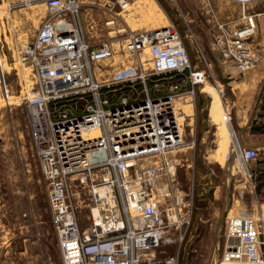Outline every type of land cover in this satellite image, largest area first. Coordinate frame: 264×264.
I'll return each instance as SVG.
<instances>
[{
  "label": "built area",
  "instance_id": "built-area-1",
  "mask_svg": "<svg viewBox=\"0 0 264 264\" xmlns=\"http://www.w3.org/2000/svg\"><path fill=\"white\" fill-rule=\"evenodd\" d=\"M85 1L41 0L45 18L32 41L18 42L19 61L33 68L36 83L26 99L30 136L46 182L61 264H177L176 256L157 258L153 251L164 239L182 238L180 230L188 223V213L175 205L164 206L162 199L170 195L178 166L183 164L178 153L193 146V139L185 138L184 127L193 115L197 86L203 88L212 76V62L195 42V57L202 66H190L171 22L121 27L108 37L90 38L80 26ZM134 1L102 0V6L113 17L118 14L112 9L115 4L122 10ZM232 1L240 6L239 17L214 20L211 46L221 64L244 72L261 59L251 43L258 13L248 10L253 0ZM198 4L200 9L211 7L209 0ZM112 17L104 23L113 22ZM116 50L122 59L120 70L115 71L109 59ZM141 53L146 55L148 70L138 57ZM174 72L180 74L176 80ZM97 74L105 76L98 79ZM213 81L214 86L208 87L221 92V83ZM183 83L188 86L181 87ZM123 86L131 91L129 95L122 92ZM57 100H68L71 107L50 108ZM183 106H189L190 112ZM232 137V152L250 174L260 149L239 147L233 128ZM185 164L190 166L189 159ZM97 186L104 192L99 194ZM81 206L90 212V223L83 229L75 215ZM92 209L100 212L96 219ZM218 247L217 261L264 264L258 218L228 215Z\"/></svg>",
  "mask_w": 264,
  "mask_h": 264
},
{
  "label": "rangeland",
  "instance_id": "rangeland-1",
  "mask_svg": "<svg viewBox=\"0 0 264 264\" xmlns=\"http://www.w3.org/2000/svg\"><path fill=\"white\" fill-rule=\"evenodd\" d=\"M159 1L136 0L122 10L115 4L112 9L118 14L112 17L103 9L102 0H86L80 9V26L90 38H101L113 35L121 27H152L171 22L187 51L190 66H202L195 57V42L209 56L212 76L207 78L203 88L197 86L193 115L184 127L185 138H192L193 146L186 148L185 153H178L183 164L178 166L170 195L162 199L164 206L171 204L181 212L187 211L188 223L180 230V240L164 239L153 252L157 258L174 255L177 264H218L219 261L223 264L225 261L216 259L220 252V247L216 246L223 240L228 215L248 213L259 219L264 231L260 212L263 208H259L255 191L250 197L244 191L245 185L251 188L250 176V181L246 180L237 167L233 163L229 167L225 159L231 155L232 147L227 139L228 117L230 126L239 133L236 126L242 124L237 121L242 116L247 117L250 111V106L245 109L243 84H240L243 104L233 103L238 93L235 88L232 90L234 82L229 81L242 72L229 73L211 46L214 20L237 19L240 6L232 0H209V9H200L198 0H176L174 5L168 0ZM111 17L113 22L105 24ZM44 18L41 0H0V264H54L44 261L45 255L37 250V242L33 241L35 235H52L54 231L46 201V182L30 136L26 106V99L36 89L33 68L23 67L18 55V42L32 41ZM251 43L261 53V59L244 72L258 69L261 76L256 90L259 91L264 75V67L263 72L259 67L264 64V14L256 23ZM138 57L148 70L146 55L141 53ZM121 59V52L117 50L109 59L115 71L120 70ZM101 67L104 69L107 64ZM103 76L97 74L98 79ZM213 79L223 88L218 92L221 101L208 87L214 86ZM183 108L190 112L189 106ZM242 140L248 146L253 141L252 138ZM222 145L226 146L225 155L220 151ZM186 159L190 166L185 164ZM262 196L263 199H258L264 201V193ZM75 215L79 228L89 225L88 207H78Z\"/></svg>",
  "mask_w": 264,
  "mask_h": 264
},
{
  "label": "crops",
  "instance_id": "crops-1",
  "mask_svg": "<svg viewBox=\"0 0 264 264\" xmlns=\"http://www.w3.org/2000/svg\"><path fill=\"white\" fill-rule=\"evenodd\" d=\"M248 10L254 13H258L257 22H259L262 14H264V0H253L248 6ZM259 67H260V72H263L264 64H260ZM226 69L228 70L229 73L233 71L236 72L235 70H237L235 67L232 66L226 67ZM260 76L261 75L258 73V69H255L253 71L242 72L240 73L238 78L235 77V79L229 81V83L234 82L232 85V90H234L235 88L238 93L237 96L234 93L235 97H237V100L234 101L233 103H237L239 105L243 104L244 102L243 94H242L243 90L240 89L241 86L240 84H243V86L245 87L244 92L246 94L245 96L246 102L244 105H246L245 109H247V107L250 106L249 107L250 111L247 117L243 119L242 116V119L237 121L238 124L240 125L242 124L240 126L241 127L240 132H243L244 129H247L245 132V136L241 134V138L244 139L245 141L248 137V134L250 133L248 128L250 127L256 128L257 125H260V127L264 130V87L261 91L260 89L259 91L256 90L257 89L256 87L260 80ZM261 78L263 82L264 75ZM237 118L239 119V116H236V119ZM256 135H261V139H252L253 141H251L252 143H250L249 145L257 146L260 149V155L258 159L251 164V172L249 174L251 178V188L250 187L248 188V185H245L246 189L244 191L249 195V197L252 191L253 190L255 191L257 197L256 201L257 202L259 201V208H263L262 211H260L261 216L262 214L264 216V207H263L264 201L258 199V197L263 199L262 193H264V132L258 133ZM252 173L254 178H252L251 175ZM259 224H260L261 236L264 237L262 224L261 223ZM33 241L37 242L36 245L37 250L45 255L44 261H51L54 262V264H61L60 254L56 243V237L54 234L35 235ZM219 263L221 262L219 261L218 264ZM223 264H254V263H249L245 261H241V262L230 261Z\"/></svg>",
  "mask_w": 264,
  "mask_h": 264
},
{
  "label": "bare ground",
  "instance_id": "bare-ground-1",
  "mask_svg": "<svg viewBox=\"0 0 264 264\" xmlns=\"http://www.w3.org/2000/svg\"><path fill=\"white\" fill-rule=\"evenodd\" d=\"M147 2V1H146ZM150 4L152 3L153 4V2H149ZM155 5V4H154ZM256 66V65H255ZM211 87V89H213L214 90V92H215V94L218 96V98H219V100H220V97H219V93H218V90H216L213 86H210ZM221 101V100H220ZM226 110V109H225ZM226 113L228 114V110H226ZM229 115V114H228ZM230 119H229V117H228V120L226 121V125H227V139H228V141H229V144H230V142H231V145H232V147H233V144L235 143V141H234V139H233V137H232V126H230ZM232 140H233V143H232ZM231 147V155H232V162L231 163H233V165H234V167H237V171H240L241 173H242V175L245 177V179L246 180H249L250 181V178H249V174L247 173V171H246V169H245V166H244V163H242L241 161H239V159H238V157L236 156V155H234L233 154V152H232V148ZM220 151L222 152V154L223 155H225V153H226V146L225 145H222L221 146V149H220ZM229 167H230V164H229ZM99 194H101V193H103L104 192V189H103V187H101V186H97V188L95 189ZM91 212H92V217L94 218V219H96V217H97V215L100 213L98 210H96V209H92L91 210ZM262 219L264 220V216H263V214H262ZM263 226H264V223H263ZM224 261V260H223ZM231 261H239V262H241V261H245V260H231ZM226 262H230V261H225V262H223V263H226ZM245 262H248V261H245ZM249 263H251V262H249ZM253 263V262H252ZM254 264H259V263H254Z\"/></svg>",
  "mask_w": 264,
  "mask_h": 264
},
{
  "label": "trees",
  "instance_id": "trees-1",
  "mask_svg": "<svg viewBox=\"0 0 264 264\" xmlns=\"http://www.w3.org/2000/svg\"><path fill=\"white\" fill-rule=\"evenodd\" d=\"M159 1V0H158ZM160 2V1H159ZM178 75H180L179 73H176V72H174V77H173V79L174 80H176L177 79V77H178ZM166 84V83H165ZM188 86V84L187 83H183L182 85H181V87H187ZM127 87H122V92L123 93H126V94H128L129 95V93L131 92V91H129V90H127L126 89ZM151 94L152 95H154V94H156V92L155 91H153V90H151ZM261 94V93H260ZM67 102H68V100H57V101H55V102H52V103H50V108H52L53 106H56V107H61L62 105L64 106V107H71V105H68L67 104ZM77 104H78V106H79V110H78V112H80V108H81V106H82V103H81V101H78L77 102ZM236 128H237V130H239L240 131V129H241V127L240 126H236ZM249 129V134H248V137L247 138H252V139H261V135H256V134H258V133H261V132H264V130L260 127V125H257V127L256 128H248ZM246 130L247 129H244L243 130V132H242V135L243 136H245V132H246ZM252 175V178H254L253 177V173L251 174Z\"/></svg>",
  "mask_w": 264,
  "mask_h": 264
},
{
  "label": "water",
  "instance_id": "water-1",
  "mask_svg": "<svg viewBox=\"0 0 264 264\" xmlns=\"http://www.w3.org/2000/svg\"><path fill=\"white\" fill-rule=\"evenodd\" d=\"M264 87V80L260 86V91L263 89ZM259 97V96H258ZM241 134L242 132H240L238 135H237V142H238V146L239 147H243L245 145V143L243 142L242 138H241ZM227 161H228V164H231L232 162V155H230L228 158H227Z\"/></svg>",
  "mask_w": 264,
  "mask_h": 264
}]
</instances>
